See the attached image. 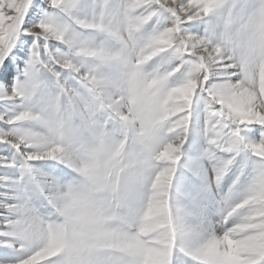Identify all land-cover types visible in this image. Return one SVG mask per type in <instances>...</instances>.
<instances>
[{"label":"clouds","instance_id":"1","mask_svg":"<svg viewBox=\"0 0 264 264\" xmlns=\"http://www.w3.org/2000/svg\"><path fill=\"white\" fill-rule=\"evenodd\" d=\"M17 47L0 264H264V0H40Z\"/></svg>","mask_w":264,"mask_h":264},{"label":"snow or ice","instance_id":"2","mask_svg":"<svg viewBox=\"0 0 264 264\" xmlns=\"http://www.w3.org/2000/svg\"><path fill=\"white\" fill-rule=\"evenodd\" d=\"M18 7L10 8L9 11L12 13L10 16L0 12V21H7L15 19L17 21V27L21 31L32 23L37 16L38 6H40V0H13ZM25 39L31 40L30 37ZM25 55V49L23 47H17L11 55H8L6 59L0 64V82L10 84L15 74L16 68L20 64V59ZM13 57H16L15 61ZM259 134V129L253 134Z\"/></svg>","mask_w":264,"mask_h":264},{"label":"rangeland","instance_id":"3","mask_svg":"<svg viewBox=\"0 0 264 264\" xmlns=\"http://www.w3.org/2000/svg\"><path fill=\"white\" fill-rule=\"evenodd\" d=\"M254 135H256L258 137L259 134L257 133V134H254Z\"/></svg>","mask_w":264,"mask_h":264}]
</instances>
